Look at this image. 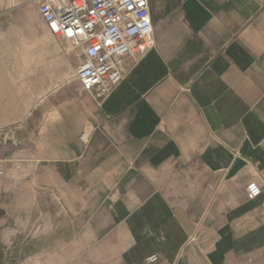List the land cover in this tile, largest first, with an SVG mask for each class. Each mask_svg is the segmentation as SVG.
<instances>
[{"label": "crops", "instance_id": "0c3cea01", "mask_svg": "<svg viewBox=\"0 0 264 264\" xmlns=\"http://www.w3.org/2000/svg\"><path fill=\"white\" fill-rule=\"evenodd\" d=\"M149 6L99 103L37 0H0V264H264V0Z\"/></svg>", "mask_w": 264, "mask_h": 264}, {"label": "built area", "instance_id": "2783aa9c", "mask_svg": "<svg viewBox=\"0 0 264 264\" xmlns=\"http://www.w3.org/2000/svg\"><path fill=\"white\" fill-rule=\"evenodd\" d=\"M37 2L49 33L84 56V62L77 69V80L82 90L99 103L121 83L120 61L127 56L139 58L155 45L149 0ZM2 174L0 171V176ZM261 194L256 183L248 185L249 200ZM158 261V256L147 259L148 264Z\"/></svg>", "mask_w": 264, "mask_h": 264}, {"label": "snow or ice", "instance_id": "6c2138e0", "mask_svg": "<svg viewBox=\"0 0 264 264\" xmlns=\"http://www.w3.org/2000/svg\"><path fill=\"white\" fill-rule=\"evenodd\" d=\"M71 34V33H70Z\"/></svg>", "mask_w": 264, "mask_h": 264}]
</instances>
